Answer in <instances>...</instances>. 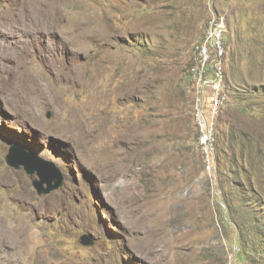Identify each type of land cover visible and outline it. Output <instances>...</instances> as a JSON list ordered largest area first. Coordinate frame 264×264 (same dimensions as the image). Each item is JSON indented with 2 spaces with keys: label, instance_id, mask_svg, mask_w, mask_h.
Here are the masks:
<instances>
[{
  "label": "rangeland",
  "instance_id": "obj_1",
  "mask_svg": "<svg viewBox=\"0 0 264 264\" xmlns=\"http://www.w3.org/2000/svg\"><path fill=\"white\" fill-rule=\"evenodd\" d=\"M214 13L231 99L207 154L188 70ZM0 30V225L31 241L0 264H264V0H0Z\"/></svg>",
  "mask_w": 264,
  "mask_h": 264
},
{
  "label": "built area",
  "instance_id": "obj_2",
  "mask_svg": "<svg viewBox=\"0 0 264 264\" xmlns=\"http://www.w3.org/2000/svg\"><path fill=\"white\" fill-rule=\"evenodd\" d=\"M230 29L228 17L214 13L193 46L189 80L195 99L199 146L207 154L213 150L220 115L231 99L227 82ZM209 163L212 166L211 160Z\"/></svg>",
  "mask_w": 264,
  "mask_h": 264
},
{
  "label": "bare ground",
  "instance_id": "obj_3",
  "mask_svg": "<svg viewBox=\"0 0 264 264\" xmlns=\"http://www.w3.org/2000/svg\"><path fill=\"white\" fill-rule=\"evenodd\" d=\"M12 17H14V16H12ZM6 35L9 36V38L11 37V33H8V34L7 33H4L3 34V36H6ZM10 55H11V51H10L9 47L0 44V58H2V57H8ZM9 181H10V179L8 177H5V176L0 175V183L1 182L8 183ZM13 195L15 197L21 198L23 201H26L29 198V194H28V191L26 189L19 190V191H17V193H15ZM3 222L0 225V252L4 251L6 254H10L12 252V256L13 257L16 256V255H19L20 256V253H18V252H20L22 250L25 251V248L28 247L30 245V243H31V241L28 239V234L30 232V230H29V232L27 230L28 229L27 228L28 225L27 224H24V225L18 227L19 230H17L15 227H6V225ZM20 257H22V256H20Z\"/></svg>",
  "mask_w": 264,
  "mask_h": 264
},
{
  "label": "water",
  "instance_id": "obj_4",
  "mask_svg": "<svg viewBox=\"0 0 264 264\" xmlns=\"http://www.w3.org/2000/svg\"><path fill=\"white\" fill-rule=\"evenodd\" d=\"M7 161H8L9 164H11L13 166H16V167H20L23 164L26 167V169L28 170V172H31V173L34 172V170H30L33 167L31 166V164L28 163V161H23V160L15 159L14 154H9L7 156ZM38 174L42 178V180H41L42 183L44 182V180L45 181L48 180V182L50 183V180L51 179H56L58 176L60 177L59 180L56 179L57 180L56 183L49 184V186L47 188L42 189L39 186L40 187V191L49 192L50 190L55 189V188H57L58 186H60L62 184V181L60 179H62L63 177H62V175L60 173H59L58 176L52 175L49 178H47V176L43 172H41V171H40V173L38 172ZM83 242L84 243H87V244L89 243L88 241H85V240H83Z\"/></svg>",
  "mask_w": 264,
  "mask_h": 264
},
{
  "label": "trees",
  "instance_id": "obj_5",
  "mask_svg": "<svg viewBox=\"0 0 264 264\" xmlns=\"http://www.w3.org/2000/svg\"><path fill=\"white\" fill-rule=\"evenodd\" d=\"M144 46V44H142ZM146 45V44H145ZM189 71V70H188ZM190 81V80H189ZM226 220H227V217H226ZM262 241H264V238L262 239Z\"/></svg>",
  "mask_w": 264,
  "mask_h": 264
}]
</instances>
